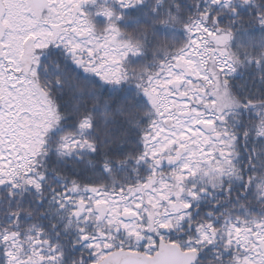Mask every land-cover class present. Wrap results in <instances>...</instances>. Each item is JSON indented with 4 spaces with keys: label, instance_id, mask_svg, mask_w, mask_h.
Instances as JSON below:
<instances>
[{
    "label": "snow or ice",
    "instance_id": "6c2138e0",
    "mask_svg": "<svg viewBox=\"0 0 264 264\" xmlns=\"http://www.w3.org/2000/svg\"><path fill=\"white\" fill-rule=\"evenodd\" d=\"M0 264H264V0H0Z\"/></svg>",
    "mask_w": 264,
    "mask_h": 264
}]
</instances>
